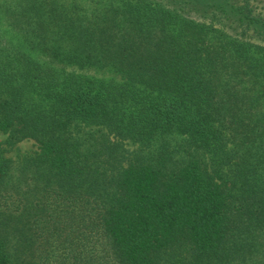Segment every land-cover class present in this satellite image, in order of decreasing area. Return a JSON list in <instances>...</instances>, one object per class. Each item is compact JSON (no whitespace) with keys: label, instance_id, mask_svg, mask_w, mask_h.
<instances>
[{"label":"trees","instance_id":"trees-1","mask_svg":"<svg viewBox=\"0 0 264 264\" xmlns=\"http://www.w3.org/2000/svg\"><path fill=\"white\" fill-rule=\"evenodd\" d=\"M8 11L0 131L39 144L25 170L42 184L34 218L21 195L20 221L0 214V264H264L256 0H16ZM173 134L196 154L178 163L124 146L144 152ZM11 168L0 145L6 198Z\"/></svg>","mask_w":264,"mask_h":264},{"label":"rangeland","instance_id":"rangeland-1","mask_svg":"<svg viewBox=\"0 0 264 264\" xmlns=\"http://www.w3.org/2000/svg\"><path fill=\"white\" fill-rule=\"evenodd\" d=\"M15 4L16 0H0V32L5 36L16 35V32L12 26L11 15L8 11V7H13L15 6ZM256 5L258 7V10L264 14V0H256ZM65 67L68 71H76L90 77L123 81L121 75L110 70L79 68L77 66L70 65H65ZM8 139L9 134L0 131V145L4 149V154L12 160L10 176H8L7 181L2 186L6 187V190H8V192L11 190L14 194L17 193V196L10 198L9 194L7 193L6 194L8 195V198L0 196V214L13 212L15 216L14 221H20V219H22L21 211L23 214L24 209L26 213L25 215H27V217L23 219L27 221L28 217L29 219L34 218L39 211V207L37 204L38 197L40 195L38 185L40 186L42 184V179L39 178V175L36 174V168L34 169V167L30 166L28 170H25V159L27 157L34 156L40 150L39 144L34 139L30 138L24 139L15 144L9 143ZM113 139L116 140V138ZM190 145V138L187 135L180 134H173L167 137L156 139L153 142L152 147L147 148L144 152L142 150L140 151V143H136L130 140L124 142V146L128 150V155L130 157L136 158L142 154H150V152L154 151L167 150V152L171 154L173 162L178 163L184 162L188 160L192 155L196 154V149L193 145ZM20 195L22 196V198H24V202L21 206L24 208L16 210V206L21 204V202L19 201ZM7 199L9 200L7 201ZM14 221L12 222V225L15 224ZM16 238L18 237L15 236V238L13 239L14 243H16ZM167 264L172 263L168 261Z\"/></svg>","mask_w":264,"mask_h":264}]
</instances>
